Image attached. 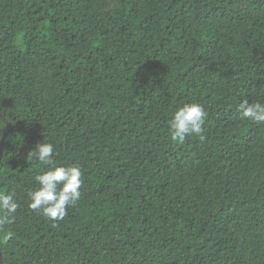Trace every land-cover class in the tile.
I'll return each instance as SVG.
<instances>
[{"label":"trees","instance_id":"1","mask_svg":"<svg viewBox=\"0 0 264 264\" xmlns=\"http://www.w3.org/2000/svg\"><path fill=\"white\" fill-rule=\"evenodd\" d=\"M264 0H0L1 264H264ZM206 139L170 138L184 104ZM7 125L0 120V140ZM51 143L63 220L30 207Z\"/></svg>","mask_w":264,"mask_h":264},{"label":"clouds","instance_id":"2","mask_svg":"<svg viewBox=\"0 0 264 264\" xmlns=\"http://www.w3.org/2000/svg\"><path fill=\"white\" fill-rule=\"evenodd\" d=\"M241 117L260 125L264 124V103H249L247 100L239 106ZM207 113L198 103H188L179 107L169 121L170 138L174 143H183L187 137L197 136L203 142L204 124ZM28 159H34L42 168H47L36 176L39 187L31 192L29 207L38 211L48 220L55 222L63 220L67 210L75 206L80 199L82 187V172L79 166H56L54 162V147L51 143H38L28 154ZM19 205L13 194L0 192V226L10 224L15 219Z\"/></svg>","mask_w":264,"mask_h":264},{"label":"water","instance_id":"3","mask_svg":"<svg viewBox=\"0 0 264 264\" xmlns=\"http://www.w3.org/2000/svg\"><path fill=\"white\" fill-rule=\"evenodd\" d=\"M0 120L4 121V123L7 125V131L4 133L0 140V162H1V157H2V150H3V144L5 139L10 135L11 133V126L10 124L4 119V117L0 114ZM0 264H1V257H0Z\"/></svg>","mask_w":264,"mask_h":264}]
</instances>
